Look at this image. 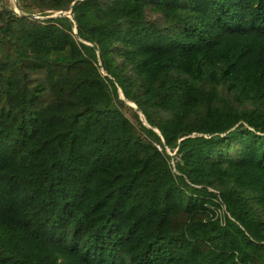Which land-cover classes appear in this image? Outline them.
I'll return each mask as SVG.
<instances>
[{"label": "trees", "instance_id": "obj_1", "mask_svg": "<svg viewBox=\"0 0 264 264\" xmlns=\"http://www.w3.org/2000/svg\"><path fill=\"white\" fill-rule=\"evenodd\" d=\"M16 3L0 264H264V0Z\"/></svg>", "mask_w": 264, "mask_h": 264}, {"label": "built area", "instance_id": "obj_2", "mask_svg": "<svg viewBox=\"0 0 264 264\" xmlns=\"http://www.w3.org/2000/svg\"><path fill=\"white\" fill-rule=\"evenodd\" d=\"M5 7L6 6L4 5L3 1L0 0V12ZM7 8L9 10H12V12L14 13V15H16L17 17H21L23 15H26L18 7V5L16 3V0H11V7H7ZM53 16H55V12L54 13H51L49 15H40V14L34 13V14L29 15V18L32 19V20H34V21H38V22L42 23L46 18L53 17ZM67 16L71 17L70 15H67ZM157 147H158V149H161V147L159 145H157ZM165 148H166L167 153L171 156L170 165H171L172 171L173 172H177L176 169H175V163L179 160V156L177 155V152H176L177 149L176 148L170 149L168 147H165Z\"/></svg>", "mask_w": 264, "mask_h": 264}, {"label": "rangeland", "instance_id": "obj_3", "mask_svg": "<svg viewBox=\"0 0 264 264\" xmlns=\"http://www.w3.org/2000/svg\"><path fill=\"white\" fill-rule=\"evenodd\" d=\"M2 1H3L4 5H5L6 7H11V0H2ZM60 12H61V11L55 12V16H56V15H59ZM61 13H62V15H70V11H65V12H61ZM153 17H154V16H153ZM99 69H100V71H101L103 74H105L104 71L101 69V67H99ZM127 103H128L129 105H133V106H134V104H133L132 102L127 101ZM133 106H132V107H133ZM134 108H135V107H134ZM140 115H141V118L144 120L143 115H142L141 113H140ZM144 123H146L145 120H144ZM218 213H219L220 215H222V213H223V209H222V210H219Z\"/></svg>", "mask_w": 264, "mask_h": 264}, {"label": "water", "instance_id": "obj_4", "mask_svg": "<svg viewBox=\"0 0 264 264\" xmlns=\"http://www.w3.org/2000/svg\"><path fill=\"white\" fill-rule=\"evenodd\" d=\"M59 15H62V13L60 12V14H59ZM131 106H133V105H131ZM133 107H135V105H134Z\"/></svg>", "mask_w": 264, "mask_h": 264}]
</instances>
